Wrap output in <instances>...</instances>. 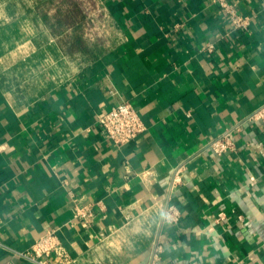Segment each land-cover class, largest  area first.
<instances>
[{
    "label": "crops",
    "instance_id": "0c3cea01",
    "mask_svg": "<svg viewBox=\"0 0 264 264\" xmlns=\"http://www.w3.org/2000/svg\"><path fill=\"white\" fill-rule=\"evenodd\" d=\"M50 2L0 0V264L52 229L74 264H264V0L232 1L246 32L213 0H96L111 35L79 66ZM123 102L147 129L117 148L97 121ZM72 196L106 218L73 224Z\"/></svg>",
    "mask_w": 264,
    "mask_h": 264
},
{
    "label": "built area",
    "instance_id": "2783aa9c",
    "mask_svg": "<svg viewBox=\"0 0 264 264\" xmlns=\"http://www.w3.org/2000/svg\"><path fill=\"white\" fill-rule=\"evenodd\" d=\"M233 0H213L228 17L236 31L246 32L250 26V19L241 16ZM206 50L209 53L214 52L212 45H208ZM254 117L263 119L264 108L254 115ZM98 124L109 140L115 147L121 148L128 145L133 140L146 132V126L140 118L135 107L129 102H123L113 106L108 112L98 117ZM209 149L218 157L226 156L235 150V142L232 133L227 132L218 139L209 144ZM66 184V181H64ZM181 183L180 169L176 171L173 180V187ZM71 195V193H70ZM73 198L72 223H79L84 228H90L99 224L106 218L105 207L102 202L81 204L78 199ZM182 218V213L174 205H167L163 211L162 223L171 225L177 224ZM225 215L221 213L219 220L224 219ZM1 224V221H0ZM59 231L52 229L45 232L35 240L32 247L24 252L12 251L16 257H19L32 264H74V259L62 243L59 237ZM164 253V247L161 244L155 246L152 252V263L160 264L161 256Z\"/></svg>",
    "mask_w": 264,
    "mask_h": 264
},
{
    "label": "rangeland",
    "instance_id": "374dc122",
    "mask_svg": "<svg viewBox=\"0 0 264 264\" xmlns=\"http://www.w3.org/2000/svg\"><path fill=\"white\" fill-rule=\"evenodd\" d=\"M48 6L61 12V16L53 17L52 21L59 28L60 24L56 22L63 19V32L59 36L69 44L66 50L71 60L79 66L101 54L111 34L96 0H51L44 4V7Z\"/></svg>",
    "mask_w": 264,
    "mask_h": 264
}]
</instances>
